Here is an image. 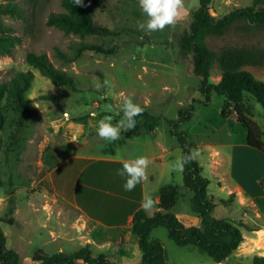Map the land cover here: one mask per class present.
Wrapping results in <instances>:
<instances>
[{
    "label": "rangeland",
    "instance_id": "obj_1",
    "mask_svg": "<svg viewBox=\"0 0 264 264\" xmlns=\"http://www.w3.org/2000/svg\"><path fill=\"white\" fill-rule=\"evenodd\" d=\"M83 1L92 11L94 20L108 27L112 34L81 39L48 26L52 13L64 11L62 0H0V4L11 3L19 9L17 15H0V35L17 39L12 56H0V83L10 81L18 72H32L34 77L26 92V98L36 109L34 116L23 115L8 98L0 105L1 227L8 248L15 250L23 261H29L37 250L49 255L74 253L89 237L90 226L77 219L76 211L55 203L46 180L42 151L47 146L52 119L64 113L76 117H89L91 112L114 113L122 108L125 97H131L144 111L162 118L160 133L174 150L171 165L157 171L150 184L151 192L157 190L156 186L180 187L173 212L186 225L202 226L199 215L191 209L192 193L184 188V166L182 171L172 168L184 152L166 122V119H176L179 110L193 100L204 99L201 82L191 74V61L181 43L200 0H183L175 23L157 31L139 28V24L147 20L139 0ZM253 1L212 0L210 11L219 19L236 8L250 6ZM81 42L115 47L116 52L104 55L85 51L75 60L66 58L75 55L74 47ZM206 42L217 53L230 47L264 51V31L246 33L233 26L222 36L208 37ZM30 52L47 54L55 67L74 78L76 89L53 84L36 66L29 65L26 55ZM247 69L256 78L264 79V68ZM221 75L216 62L211 83L219 82ZM43 95H54L58 103L41 99ZM225 101L224 96L214 94L208 106L196 102V112L185 131L192 144L209 143L221 153L213 156L207 150L192 151L204 176L211 181L209 194L216 205L215 215L234 221L244 236L239 249L224 264H254L256 256L264 257V204L253 199L264 192V180L258 183V178L264 175V154L247 146V131L242 124L234 121L232 115L222 114ZM247 101L253 106L254 120L264 133L263 107L249 96ZM109 105L113 110L108 109ZM227 111L237 114L233 107ZM100 147L114 152L109 147ZM219 159L223 163L213 171ZM243 197L247 200L242 201ZM158 210L159 207L150 209L149 214ZM9 220H13V224L8 223ZM130 235L128 238L137 239ZM152 238L164 243L167 264H218L194 247L178 246L169 238L166 228H156ZM86 245L92 247L89 241ZM132 249L133 259L125 260L126 264H135L138 260Z\"/></svg>",
    "mask_w": 264,
    "mask_h": 264
},
{
    "label": "trees",
    "instance_id": "obj_2",
    "mask_svg": "<svg viewBox=\"0 0 264 264\" xmlns=\"http://www.w3.org/2000/svg\"><path fill=\"white\" fill-rule=\"evenodd\" d=\"M97 2V0H92ZM212 0H200L199 7L192 12L190 24L182 36V49L191 61V74L200 82L203 100H193L187 107L178 112L176 119H166L170 134L177 138L184 156L190 157L184 164V188L192 193L191 209L198 214L202 226L186 225L173 212L180 195V187L165 185L159 191V210L150 215L146 208L138 210L128 231L138 239L142 259L138 264H167L168 253L164 243L152 238V232L159 227L166 228L169 238L180 247H194L200 253L208 255L215 263H226L239 249L244 241L240 226L234 221L219 218L215 215L216 205L210 197L211 181L204 176V171L194 158L192 151L198 148L191 143L185 126L193 118L195 103L208 106L214 94L224 96L222 114L227 116V110L233 107L238 115V122L247 131V145L264 154L263 130L254 120V108L247 101V96L257 101L264 109V80L256 78L248 67L264 68V51L250 48H224L220 53L210 49L206 39L211 36L224 35L231 27L238 26L242 31L251 33L264 31V0H254L250 6L236 8L217 19L210 11ZM63 12L52 13L48 26L55 27L66 35H75L81 39L99 35H110L112 31L94 20L92 11L82 0H62ZM16 5L0 4V15H17ZM4 28V27H2ZM17 39L7 34L0 35V56H12ZM75 55L69 60H75L85 51L111 55L115 47H105L91 42H81L74 47ZM26 61L36 66L43 76L53 84L76 89L74 78L66 71L54 66L47 54L30 52ZM218 62L222 75L219 83H211L210 78L214 64ZM32 72H18L6 82L0 83V105L8 98L17 109L27 116H34L36 109L26 98V92L32 86ZM43 100L58 103L54 95H43ZM120 116H123L122 113ZM118 116H113L117 119ZM136 126L126 129L127 136H135L141 128L153 131L162 118L143 111L136 118ZM142 120H144L142 122ZM2 124V123H1ZM20 124L23 123L20 121ZM0 220V264H120L104 253H95L90 245L79 248L76 252L67 254L58 252L49 255L43 250H37L29 261H23L20 255L7 246V237L2 230ZM13 224V220H9ZM254 264H264V257L256 256Z\"/></svg>",
    "mask_w": 264,
    "mask_h": 264
},
{
    "label": "crops",
    "instance_id": "obj_3",
    "mask_svg": "<svg viewBox=\"0 0 264 264\" xmlns=\"http://www.w3.org/2000/svg\"><path fill=\"white\" fill-rule=\"evenodd\" d=\"M119 110L89 117H76L68 113L67 118L65 113L54 117L49 125L47 146L42 151V166L47 170L46 180L55 203L76 211L77 219L90 226L87 241L92 244V248L97 253L107 254L124 264L125 260L132 261L130 250L134 248L138 258L135 264H138L142 259V252L138 239L128 238L131 236L128 228L135 213L143 208L141 202L144 197L151 196L153 201L146 208L148 212L159 207V191L163 186H156L157 190L151 192L150 184L155 180L159 169L171 165L174 150L167 145L159 126L153 131L141 128L137 135L127 136L124 133L127 129L125 124L120 128L118 140L110 141L99 137L96 131L99 121L115 115L118 117L113 118L111 123L118 124L123 118ZM228 115H232L234 121L238 122L237 114H229L227 111ZM100 145L109 147L114 152L99 149ZM195 146L198 150L211 151L213 156L221 155L209 143ZM138 156L149 159L146 179L132 191H125L123 184L126 177L119 176L117 170L122 169L124 161ZM219 160L218 166L214 164L213 171L222 165L223 160ZM262 180L264 175L258 178V183L262 184ZM238 189L242 193V188ZM255 198L264 204V192L253 197ZM241 200L247 199L243 197Z\"/></svg>",
    "mask_w": 264,
    "mask_h": 264
},
{
    "label": "clouds",
    "instance_id": "obj_4",
    "mask_svg": "<svg viewBox=\"0 0 264 264\" xmlns=\"http://www.w3.org/2000/svg\"><path fill=\"white\" fill-rule=\"evenodd\" d=\"M77 4H81L82 0H76ZM139 7L143 14L146 15L147 20L139 24L141 30L157 31L163 30L166 26L175 23L179 16V10L183 7V0H139ZM105 83H108L105 81ZM100 87L99 84L96 85ZM109 110H113L112 106H107ZM144 109L138 104L134 103L131 97H125L123 100L122 112L123 118L118 124L111 123L112 117L101 119L96 129L99 137L116 141L120 137V128L126 124L128 129L136 126V117L139 116ZM118 112V114H119ZM67 118V113L64 114ZM91 116H96L97 113L91 112ZM190 157H178L172 164L173 170H183L185 163L189 161ZM149 164V159L146 156H138L123 162L122 169L117 170V174L121 177H126L123 188L125 191H132L135 186L142 180L146 179V169ZM151 196H146L141 202L143 208H148L152 205Z\"/></svg>",
    "mask_w": 264,
    "mask_h": 264
}]
</instances>
